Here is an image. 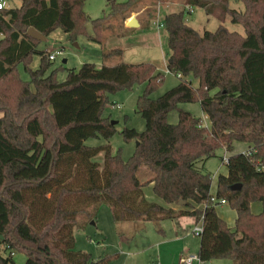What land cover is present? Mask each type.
I'll use <instances>...</instances> for the list:
<instances>
[{
	"label": "trees",
	"instance_id": "16d2710c",
	"mask_svg": "<svg viewBox=\"0 0 264 264\" xmlns=\"http://www.w3.org/2000/svg\"><path fill=\"white\" fill-rule=\"evenodd\" d=\"M86 1L24 0L0 10V264H17L18 252L26 255L23 264H111L115 255L93 259L75 247L78 217L93 218L101 203L115 222L194 216L202 223L197 254L203 262L264 264V0H239L243 11L229 0H185L211 14L221 6L243 25L244 35L223 24L200 32L186 23L185 10L166 13L167 68L181 76L157 98L152 93L165 76L151 62H85L69 69L63 81L58 69L46 75L51 62L28 28L48 36L60 27L72 39L85 34L102 44L103 18L92 20L89 33ZM135 1L113 9L123 11ZM34 54L41 55L35 70L29 66ZM20 63L29 79L21 77ZM137 84H144L136 112L146 127L121 131L125 140L138 141L134 153L124 160L110 143L88 145L89 138L109 140L117 131L104 115L109 94ZM193 101L210 125L178 108ZM174 108L177 123L167 119ZM235 142L248 149L229 155L228 174L218 176L213 195L212 173L204 164L219 149L233 151ZM100 153L102 162L96 159ZM142 166L150 172L146 181L137 175ZM150 182L166 204L184 203L175 209L147 199ZM221 199L237 212L234 228L216 211ZM254 201L263 205L259 213L251 210Z\"/></svg>",
	"mask_w": 264,
	"mask_h": 264
},
{
	"label": "rangeland",
	"instance_id": "374dc122",
	"mask_svg": "<svg viewBox=\"0 0 264 264\" xmlns=\"http://www.w3.org/2000/svg\"><path fill=\"white\" fill-rule=\"evenodd\" d=\"M23 1L5 0L8 8L19 7ZM126 1L129 0H87L85 2L84 10L90 18L86 22V29L89 33H94L92 20L103 18L102 44L89 39L85 34H80L72 39L60 27L53 30L45 41H40L37 46L38 50L56 53V58L50 61L46 75H49L52 70L58 69L57 78L59 81H63L69 69L79 68L85 62L98 64L103 62L107 65L119 62H151L157 65L165 76L163 84L152 93V97L157 98L180 82L178 75L170 72L167 68L169 49L166 31L163 27L158 26L166 13L185 10L186 23L200 32L215 30L220 24H223L231 31L245 34L243 25L233 22L231 15L225 14L221 6L216 5L214 13L211 14L201 7H192L186 4L185 0H167L163 3L155 0H137L123 11L113 9L114 4ZM229 6L239 11L245 9L244 4L239 0H229ZM131 17H136L142 26L129 27L127 21ZM126 40L130 42L129 45ZM120 49L122 52H119ZM104 51H110L111 54L104 56ZM40 62L41 55L34 54L29 66L33 70L38 69ZM18 69L23 79H29L30 75L26 72L23 63L18 65ZM186 79L191 81L194 87L198 85L197 79L193 77H186ZM143 90L144 84H137L132 89L125 88L110 93L109 102L104 108V115L110 116L117 131L109 140L103 137L89 138L86 143L88 145L110 143L114 150H120L122 158L127 160L134 153L137 141L135 139L125 140L121 131L125 126L138 131L145 129V119L136 112L137 99ZM178 108L189 111L202 120L205 119L199 101L181 102L178 103ZM179 109L174 108L169 111L167 115L169 122H178ZM224 154L225 150L219 149L217 155L210 158L206 165L207 171L212 173L213 190H216L217 185V179L213 177V174L218 168L225 170L222 160ZM96 159L102 162L103 153H100ZM137 175L142 181H146L150 172L146 166H142ZM251 205L253 211H260L263 208L259 201H254ZM216 211L219 215L224 216L222 218L227 224L228 219L235 213L229 203L219 205ZM144 225L143 228L137 229L138 225L131 222H115L108 204L101 203L93 218L89 219L85 213L78 217V226L74 231L75 247L77 250L91 253L94 259L105 255H115L111 264H179V243L172 239V220L164 219L160 222V226L155 221H146ZM158 227H161L165 233L159 232ZM198 238V235L191 234L186 239V246L190 247L188 252H196ZM14 259L17 264H23L26 255L24 252H18L14 255ZM211 264H234V262L232 259L224 258L213 259Z\"/></svg>",
	"mask_w": 264,
	"mask_h": 264
},
{
	"label": "crops",
	"instance_id": "0c3cea01",
	"mask_svg": "<svg viewBox=\"0 0 264 264\" xmlns=\"http://www.w3.org/2000/svg\"><path fill=\"white\" fill-rule=\"evenodd\" d=\"M139 23L142 26V23L140 21H139ZM158 33H159V31H158ZM0 37H2L1 33H0ZM126 41H127L128 45H129L130 42L128 40H126ZM119 52H122V50L120 49ZM48 53L49 52H47V54ZM93 63L97 64L98 66H101V65L105 64L103 62H100L99 64L96 63V62H93ZM203 113H204V111H203ZM204 117H205V119L203 120L204 121V124L205 125H210V121L207 122L209 120V118H208V116L205 113H204ZM223 149L225 150L224 156L229 157V155H231L233 153H236V152H245L248 149V144L247 143H244V142H235L234 143V150L233 151H228L225 148H223ZM208 160H210V159H208ZM208 160H206V162L204 164L205 169H206V165L208 163ZM223 164L225 165V170L223 171V168H218L217 171L213 174V177L215 179H217V181H218V176L220 174H224V175H227L228 174V167H227V165H226V163L224 161H223ZM216 191H217V185H216V190H213L212 187H211V192H212L213 195L216 194ZM144 194H145L146 198L149 199V200H151V201H156V202L165 204V205H167L169 207H173L175 209H178L179 206H180V205H176V204H171V205L166 204L160 197H158L154 193V191H153V183L152 182L148 183L144 187ZM223 204H227V203H220V204H218L216 206V210H217V207L219 205H223ZM199 207H201V205H199ZM251 207H252V205H251ZM260 211L259 210H254L253 212L254 213H259ZM222 216L223 215H221L220 217H222ZM236 217H237V212L235 210L234 215L228 219V226L229 227L234 228L235 221H236ZM170 220H172V224H173V228H172V235H173V237H172V239L175 240V241H177L179 243V253H178L179 258H178V261H179V264H180V258L183 255H185V254L191 253V252H188L190 250V247L186 246V239L189 236H191V234H192L191 233V230L194 227V225L198 223V221L196 220V218L194 216H189V215H184V216H180V217H176V218H170ZM148 221H150V220H148ZM161 221H164V219L160 220L159 222H155V223L157 225L159 224V226H160V222ZM123 222H131L134 225L135 224L138 225V228L137 229H141V228H143L145 226L144 224H145L146 220L145 221L144 220H142V221H123ZM133 222H136V223H133ZM158 230L161 233H165V231L161 227H158ZM199 244H200V238L197 239L196 248H195V251L196 252L195 253H198ZM212 262H213V259H211V260H209L207 262H204L203 264H211Z\"/></svg>",
	"mask_w": 264,
	"mask_h": 264
},
{
	"label": "built area",
	"instance_id": "2783aa9c",
	"mask_svg": "<svg viewBox=\"0 0 264 264\" xmlns=\"http://www.w3.org/2000/svg\"><path fill=\"white\" fill-rule=\"evenodd\" d=\"M6 7L7 6H6L5 0H0V10L4 9ZM158 26L163 27V22L162 21L159 22ZM47 57L50 61L54 60L56 58V53H54V52L48 53ZM180 76H181V74H178V77H180ZM223 161L226 163L228 161V157L224 156ZM220 203H226L225 199L219 200V204ZM201 232H202V223L198 222L192 228L191 233L199 236ZM203 263L204 262L200 259L199 255L197 253H188V254L183 255L180 258V264H203Z\"/></svg>",
	"mask_w": 264,
	"mask_h": 264
},
{
	"label": "water",
	"instance_id": "95a60500",
	"mask_svg": "<svg viewBox=\"0 0 264 264\" xmlns=\"http://www.w3.org/2000/svg\"><path fill=\"white\" fill-rule=\"evenodd\" d=\"M127 25H128L129 27H138V26H140V23H139V21H138V19H137L136 17H131V18L128 20ZM27 33H28L31 37H33V38H35V39H37V40H39V41H45L46 38H47L46 35H44V34L41 33L40 31L36 30L34 27H29ZM136 144H138V141H137ZM183 203H184L183 200H180V201H179V205H182Z\"/></svg>",
	"mask_w": 264,
	"mask_h": 264
}]
</instances>
